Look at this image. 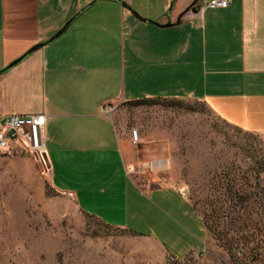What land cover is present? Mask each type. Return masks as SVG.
<instances>
[{
  "label": "crops",
  "instance_id": "1",
  "mask_svg": "<svg viewBox=\"0 0 264 264\" xmlns=\"http://www.w3.org/2000/svg\"><path fill=\"white\" fill-rule=\"evenodd\" d=\"M171 2L0 0V69L73 18L0 73V118L44 114L53 186L107 225L129 230L138 220L156 237L141 236L184 258L205 251L202 218L174 186L144 188L131 176L132 151L110 109L197 100L264 138V0Z\"/></svg>",
  "mask_w": 264,
  "mask_h": 264
},
{
  "label": "rangeland",
  "instance_id": "2",
  "mask_svg": "<svg viewBox=\"0 0 264 264\" xmlns=\"http://www.w3.org/2000/svg\"><path fill=\"white\" fill-rule=\"evenodd\" d=\"M110 113L132 151L131 176L144 188L174 186L202 218L204 253L175 258L140 235L156 237L138 220L131 231L105 224L30 154L0 150V264H264L262 136L197 100L119 101Z\"/></svg>",
  "mask_w": 264,
  "mask_h": 264
},
{
  "label": "built area",
  "instance_id": "3",
  "mask_svg": "<svg viewBox=\"0 0 264 264\" xmlns=\"http://www.w3.org/2000/svg\"><path fill=\"white\" fill-rule=\"evenodd\" d=\"M228 4L229 0H209L207 3L210 7H226ZM103 110L108 112L106 107ZM44 129V114L5 115L0 118V150L13 153L20 149L30 154L36 163L49 169ZM130 135L137 141V129H132Z\"/></svg>",
  "mask_w": 264,
  "mask_h": 264
},
{
  "label": "water",
  "instance_id": "4",
  "mask_svg": "<svg viewBox=\"0 0 264 264\" xmlns=\"http://www.w3.org/2000/svg\"><path fill=\"white\" fill-rule=\"evenodd\" d=\"M175 0H172L171 2V6L173 5V2ZM137 17H139L142 20L151 22V23H155V21L153 20H147L144 19L142 17H140L139 15H136ZM73 18L69 19V21H67V23L59 30L57 31L52 37H50L49 39H47L46 41H43L41 43H37L36 45H34L33 47H31L30 49H28L26 52H24L23 54H21L19 57L15 58L14 60L10 61L7 65H5L4 67H2L0 69V73H3L5 71H7L8 69H10L11 67L15 66L16 64H18L21 60H23L27 55H29L31 52H33L34 50L38 49L39 47L43 46L44 44L51 42L52 40H54L56 37H58L67 27L68 25L71 23Z\"/></svg>",
  "mask_w": 264,
  "mask_h": 264
},
{
  "label": "flooded vegetation",
  "instance_id": "5",
  "mask_svg": "<svg viewBox=\"0 0 264 264\" xmlns=\"http://www.w3.org/2000/svg\"><path fill=\"white\" fill-rule=\"evenodd\" d=\"M184 12H185V11H183V13H181V14L179 15V19L184 15Z\"/></svg>",
  "mask_w": 264,
  "mask_h": 264
},
{
  "label": "trees",
  "instance_id": "6",
  "mask_svg": "<svg viewBox=\"0 0 264 264\" xmlns=\"http://www.w3.org/2000/svg\"><path fill=\"white\" fill-rule=\"evenodd\" d=\"M203 221V220H202ZM204 223V222H203Z\"/></svg>",
  "mask_w": 264,
  "mask_h": 264
}]
</instances>
